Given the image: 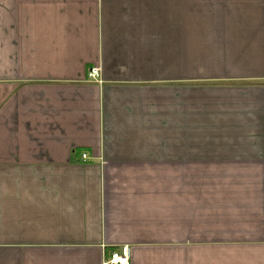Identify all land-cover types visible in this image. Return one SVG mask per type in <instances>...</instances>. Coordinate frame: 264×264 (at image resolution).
Wrapping results in <instances>:
<instances>
[{"label":"crops","instance_id":"0c3cea01","mask_svg":"<svg viewBox=\"0 0 264 264\" xmlns=\"http://www.w3.org/2000/svg\"><path fill=\"white\" fill-rule=\"evenodd\" d=\"M125 246L264 264V0H0V264Z\"/></svg>","mask_w":264,"mask_h":264},{"label":"built area","instance_id":"2783aa9c","mask_svg":"<svg viewBox=\"0 0 264 264\" xmlns=\"http://www.w3.org/2000/svg\"><path fill=\"white\" fill-rule=\"evenodd\" d=\"M89 78L91 81L98 82L100 78V72L97 68H92L89 72ZM83 160L87 159V155L83 154ZM131 253L130 248L127 246L111 252L110 256L104 260V264H130Z\"/></svg>","mask_w":264,"mask_h":264}]
</instances>
